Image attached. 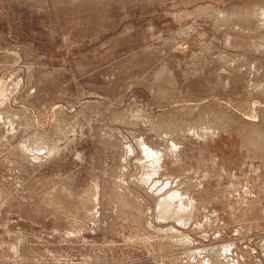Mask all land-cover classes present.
Here are the masks:
<instances>
[{
	"label": "rangeland",
	"instance_id": "1",
	"mask_svg": "<svg viewBox=\"0 0 264 264\" xmlns=\"http://www.w3.org/2000/svg\"><path fill=\"white\" fill-rule=\"evenodd\" d=\"M0 264H264V0H0Z\"/></svg>",
	"mask_w": 264,
	"mask_h": 264
},
{
	"label": "bare ground",
	"instance_id": "2",
	"mask_svg": "<svg viewBox=\"0 0 264 264\" xmlns=\"http://www.w3.org/2000/svg\"><path fill=\"white\" fill-rule=\"evenodd\" d=\"M151 153V152H150ZM148 156V155H147ZM153 158H154V156H152ZM166 187V186H165ZM179 199V196H178V194H176V193H172V194H170V196H168V198H164V200H162V201H160V204H159V208H160V210H161V212L163 211V212H165V211H170L171 210V207H173V203L175 202V201H177ZM183 199V198H182ZM181 204V203H180ZM180 206V205H179ZM177 207V206H176ZM182 208H183V206H182ZM178 210H176L177 212H179L180 211V209H179V207L177 208ZM185 209V208H184ZM175 210V209H174ZM174 210H171L172 212H174ZM182 211H184V210H182ZM160 213V212H159ZM168 213H170V212H168ZM175 213V212H174ZM179 213H183V212H179ZM172 214V213H171ZM171 214H169V215H171ZM178 214V213H177ZM180 215H182V214H180ZM179 215V216H180ZM189 215V214H188ZM166 216H167V214H166ZM165 216V217H166ZM177 215H176V213H175V217H176ZM174 217V218H175ZM169 218V217H168ZM172 219V218H171ZM179 221V220H178ZM180 223H182V222H180ZM217 249V248H216ZM221 249V248H220ZM214 251H215V249H214ZM209 253H211V252H209Z\"/></svg>",
	"mask_w": 264,
	"mask_h": 264
}]
</instances>
